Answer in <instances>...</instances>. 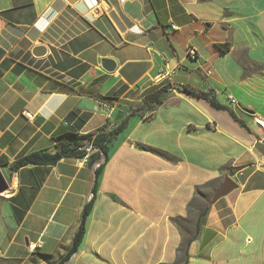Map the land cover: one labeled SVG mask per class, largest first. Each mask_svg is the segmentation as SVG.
<instances>
[{
    "label": "crops",
    "instance_id": "obj_1",
    "mask_svg": "<svg viewBox=\"0 0 264 264\" xmlns=\"http://www.w3.org/2000/svg\"><path fill=\"white\" fill-rule=\"evenodd\" d=\"M162 80L210 88L245 127L170 89L146 115L129 116L106 160L93 146L8 171L24 154L111 129ZM254 116L264 117V0H0L4 254L42 241L27 250L32 263L62 257L105 160L64 264H264V132ZM225 177L236 187L212 201Z\"/></svg>",
    "mask_w": 264,
    "mask_h": 264
},
{
    "label": "trees",
    "instance_id": "obj_2",
    "mask_svg": "<svg viewBox=\"0 0 264 264\" xmlns=\"http://www.w3.org/2000/svg\"><path fill=\"white\" fill-rule=\"evenodd\" d=\"M228 44H224L223 47L227 49ZM170 89H176L177 91L185 92L190 96L201 97L205 98L214 108L226 110L230 114V116L234 119V121L238 122L241 126L245 127V123L240 120L235 112L227 105L221 104L215 98L214 92L211 91L210 88L206 92L193 89L192 87H188L186 85H182L179 83H166L165 81H160L156 84H153L148 89L142 92V101L136 107L132 108L126 116L114 127L111 129H99L93 133L86 134L83 136H76L75 133L70 132L69 134L75 135V138L70 140H63L60 141L55 145V150L50 152L48 150H37L32 151L27 154H24L17 159H15L8 167V171L10 173L19 170L22 167L28 165H53L58 162L61 158L73 156V157H83L85 155L84 151H81L79 148L84 143H91L92 146L98 147L101 152L105 156H107L108 151V144L123 130V128L127 125L129 116L133 114H138L139 116L146 115L147 112L151 111L155 105L159 104L163 95L169 91ZM264 154V151H262ZM104 160V162H105ZM103 163L99 164L97 168H95V175H94V182L92 192L93 195L89 202H87L81 212L80 220L78 224V228L74 233L72 242L68 249L66 250L65 254L55 262H49L48 264H64V262L74 253L79 246L83 235H84V225L87 215L90 212L92 207L95 192H96V184H97V177L101 172ZM205 209L202 211L198 217V221L200 218L206 213ZM172 221L176 223L175 219L172 218ZM197 221V222H198Z\"/></svg>",
    "mask_w": 264,
    "mask_h": 264
},
{
    "label": "rangeland",
    "instance_id": "obj_3",
    "mask_svg": "<svg viewBox=\"0 0 264 264\" xmlns=\"http://www.w3.org/2000/svg\"><path fill=\"white\" fill-rule=\"evenodd\" d=\"M4 178L6 179L7 182H9V177L7 175H4ZM196 194H198V191H196ZM4 199L5 197L0 195V264H19L20 261L15 260V259H20V260L23 259L24 264H36V263H32V258H29L30 254L27 252L26 247L24 248L22 244L21 246L13 244L10 247L9 252L10 254H14L15 259H10L6 254H4V250L8 249L7 244L9 241L8 240L9 235H5L4 233L8 234L9 224H10V216H9L8 209L4 207L3 212L1 210V204ZM5 215L7 216V218L5 217ZM34 254L35 252L31 253V255H34ZM46 264H48V262Z\"/></svg>",
    "mask_w": 264,
    "mask_h": 264
},
{
    "label": "water",
    "instance_id": "obj_4",
    "mask_svg": "<svg viewBox=\"0 0 264 264\" xmlns=\"http://www.w3.org/2000/svg\"><path fill=\"white\" fill-rule=\"evenodd\" d=\"M45 53V49L42 46H36L33 50V54L35 56H41ZM102 67H104L108 71H112L114 68V63L110 59H103L102 61ZM236 187V183L230 179L229 177H225L220 184L219 188L213 195L212 201H216L220 197L228 194L231 190H233ZM7 190H9V185L4 176L2 175L0 171V195H5Z\"/></svg>",
    "mask_w": 264,
    "mask_h": 264
},
{
    "label": "built area",
    "instance_id": "obj_5",
    "mask_svg": "<svg viewBox=\"0 0 264 264\" xmlns=\"http://www.w3.org/2000/svg\"><path fill=\"white\" fill-rule=\"evenodd\" d=\"M188 53L192 56V58H194V56L196 55V48L191 47L188 49ZM253 121L255 123V125L258 127V129L260 131L264 132V117L261 116H254L253 117ZM93 148L92 145L90 146H81L79 149L86 152L87 154L90 152V150ZM264 163V158H261L259 160V164L262 165ZM42 246V241H37V242H28L26 247L28 252L33 253L35 252L37 249H39Z\"/></svg>",
    "mask_w": 264,
    "mask_h": 264
},
{
    "label": "bare ground",
    "instance_id": "obj_6",
    "mask_svg": "<svg viewBox=\"0 0 264 264\" xmlns=\"http://www.w3.org/2000/svg\"><path fill=\"white\" fill-rule=\"evenodd\" d=\"M4 193H6L5 195H7V194H9L10 193V190H7L6 192H4Z\"/></svg>",
    "mask_w": 264,
    "mask_h": 264
}]
</instances>
